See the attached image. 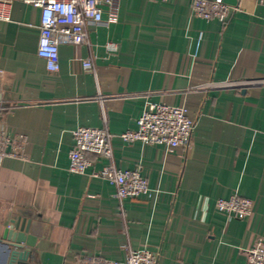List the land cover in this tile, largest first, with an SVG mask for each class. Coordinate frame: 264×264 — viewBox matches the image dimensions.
Masks as SVG:
<instances>
[{
    "label": "crops",
    "instance_id": "obj_1",
    "mask_svg": "<svg viewBox=\"0 0 264 264\" xmlns=\"http://www.w3.org/2000/svg\"><path fill=\"white\" fill-rule=\"evenodd\" d=\"M114 1L88 27L89 45L60 47L57 73L37 53L40 9L16 2L0 21V128L26 141L0 162V241L28 219L30 264L125 261L128 248L158 252V264H249L264 240V87L225 85L264 78V0L226 23L196 16L193 0ZM148 102L187 106L189 148L119 138ZM103 108L115 165L141 167L150 194L121 203L108 181L68 171L72 132L102 128ZM235 195L254 201L251 218L217 210ZM7 254L0 242V264Z\"/></svg>",
    "mask_w": 264,
    "mask_h": 264
},
{
    "label": "built area",
    "instance_id": "obj_2",
    "mask_svg": "<svg viewBox=\"0 0 264 264\" xmlns=\"http://www.w3.org/2000/svg\"><path fill=\"white\" fill-rule=\"evenodd\" d=\"M22 2L41 10L38 55L46 61L48 71H60V47L63 45H89L88 27L101 24L106 11L114 10V0H0V21L10 22L14 3ZM257 0H239L230 5L223 0H193L196 16L226 23L234 14H251ZM108 48L115 50L113 44ZM83 67L95 70L91 59H79ZM264 87V78L229 82L225 86ZM104 126L78 127L73 133L74 146L69 151L68 171L108 181L117 189L120 202L139 198L152 192L141 167L121 170L114 163V135L108 129V120L102 109ZM197 127V120L188 115L187 106H170L148 102L137 122V128L122 133L119 138L127 143L141 142L153 146H164L168 151L189 148ZM23 135L14 138L0 128V162L6 157H21L25 148ZM98 165L101 168L97 169ZM216 208L220 213L238 220H247L254 214V201L235 195L219 199ZM249 264H264V240L258 239L247 251ZM159 253L148 249H127L125 261L85 258L83 264H158Z\"/></svg>",
    "mask_w": 264,
    "mask_h": 264
},
{
    "label": "water",
    "instance_id": "obj_3",
    "mask_svg": "<svg viewBox=\"0 0 264 264\" xmlns=\"http://www.w3.org/2000/svg\"><path fill=\"white\" fill-rule=\"evenodd\" d=\"M245 91V90H244ZM35 231L28 219H19L5 230L0 242L8 248V264H30L28 262L33 246Z\"/></svg>",
    "mask_w": 264,
    "mask_h": 264
}]
</instances>
